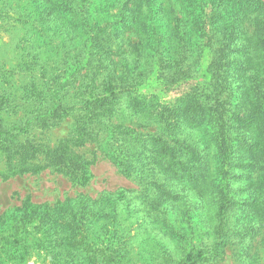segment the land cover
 I'll use <instances>...</instances> for the list:
<instances>
[{
    "label": "trees",
    "instance_id": "16d2710c",
    "mask_svg": "<svg viewBox=\"0 0 264 264\" xmlns=\"http://www.w3.org/2000/svg\"><path fill=\"white\" fill-rule=\"evenodd\" d=\"M115 1L0 0V27L14 33L17 52L12 65L0 54L7 175L49 168L84 185L91 163L73 148L93 143L141 187L109 204H102L107 196L54 205L26 198L19 220L32 224L35 237H5L7 252L23 261L38 250L40 264L48 257L52 264H219L230 249L239 264H262L264 112L256 123L237 108H246L247 78L264 92V2L134 0L122 20L131 0ZM137 8L148 11L141 23ZM212 37L219 43L203 68ZM232 67L243 70L238 84ZM152 80L191 87L161 108L154 94L137 92ZM68 116L71 135L54 147L17 142L19 132ZM244 122L259 131L249 134ZM190 131L206 142L194 144ZM241 205L258 209L246 224L226 215Z\"/></svg>",
    "mask_w": 264,
    "mask_h": 264
},
{
    "label": "rangeland",
    "instance_id": "374dc122",
    "mask_svg": "<svg viewBox=\"0 0 264 264\" xmlns=\"http://www.w3.org/2000/svg\"><path fill=\"white\" fill-rule=\"evenodd\" d=\"M116 2L117 6H119L123 1L116 0L113 4ZM142 2L144 3V0H142L141 3ZM261 2H264V0H261ZM133 4L134 0H131L128 3V7L131 10L127 12L122 11V15H120L122 20L126 16L128 17L129 14H132L136 9H132ZM137 10L142 14V18L138 22L141 23L143 22L144 17L148 14V11L146 8H137ZM120 16H118V18H120ZM262 21H264V17L262 18ZM0 23L4 24L6 23V20L3 19ZM258 28L263 31L264 25H261ZM171 30L172 27L169 28V31ZM11 32V30L0 29V54L7 60L8 65L14 63V58H16L17 53L14 45V33ZM262 34H264V32H262ZM210 43L212 46L206 47L205 51L202 53L203 68L208 66L210 58L212 59L215 55L213 51L216 49L219 41H216V38L212 37ZM254 44L256 46L255 41ZM254 52H256V50ZM237 56L239 57L238 54L235 55V57ZM237 70H240V72L237 75H232V79H235V82L238 84V81L243 74V70L239 67H232L231 72L236 73L238 72ZM250 84L251 83L247 78L243 87L240 89L243 94L242 103H245L246 108L237 109L239 110L240 117L243 118L254 115V121L257 123L258 115L264 112L260 98V96L264 97V92L257 88H252ZM190 87V82H183L176 86L166 87L156 85L152 80L137 87V92L148 98L154 94L156 98H153L154 100L151 101L155 104H162L161 108H164L170 103L176 102V99L189 91ZM258 98H260V101ZM152 107L155 108L153 103ZM183 108L195 107L184 102ZM74 122V117L68 116L44 129L32 127L29 130H25V132H19L17 135V142L22 144L43 142L49 147H54L59 140L71 135L72 128L75 124ZM244 124H246V127L243 128L245 131L249 130V134H254L259 131V129H256L255 125L253 127H248L250 124H247L246 122H244ZM189 134H192L189 136H192L191 140H193V143L196 145L200 146V143L203 145V143L206 142L205 138L202 137L205 135H202L200 132L190 131ZM73 150L91 163L88 166L91 177L84 185L75 184L71 179L65 176V174L55 172L49 168L36 174L23 172L7 175V172L5 171L7 169L5 162L3 159H0V264H40L41 255L38 250H30L23 261L18 257L21 255L23 256L22 253L18 252L16 257H10L7 252L8 248H12V246L7 244L6 241L8 239L5 237L12 238L14 236H20L21 239L25 238L27 240L35 237L32 224H26L25 221L20 222L19 220L23 213L26 198H29V202L35 205L43 203L54 205L57 201L64 202L68 199L74 201L85 197L100 200L101 197L107 196L102 204H109V202L112 201L113 196L120 191H126L130 196L139 195L141 189L140 181L134 175L130 177L123 175L107 158L103 156V154L95 149L93 143H86L77 148L74 147ZM243 154L245 156L248 155V151L244 150ZM257 213L258 209L241 205L238 209L234 208L226 215L230 220L238 219L243 224H246L249 220L253 219ZM169 243L172 245L174 242L171 241ZM238 256L239 254H236L229 249L224 260L219 264H239ZM43 264H52L51 259L48 257ZM262 264H264V261H262Z\"/></svg>",
    "mask_w": 264,
    "mask_h": 264
}]
</instances>
